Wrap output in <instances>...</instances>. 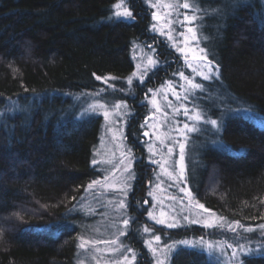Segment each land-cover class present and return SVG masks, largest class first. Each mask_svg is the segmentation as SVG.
Listing matches in <instances>:
<instances>
[{"label": "trees", "instance_id": "obj_1", "mask_svg": "<svg viewBox=\"0 0 264 264\" xmlns=\"http://www.w3.org/2000/svg\"><path fill=\"white\" fill-rule=\"evenodd\" d=\"M193 1L214 73L197 81L202 89L190 98L202 120L188 139L187 182L218 217L258 229L264 224V0ZM118 2L0 0V264H78L79 222L87 221L92 201L88 186L103 177L93 163L103 118L87 106L91 94L108 88L127 103L126 143L138 158L126 206L134 218L126 243L137 252L136 264H152L143 227L161 235L164 246H178L172 264H217L179 242L230 236L197 225L169 230L148 219L157 172L142 142L148 96L188 66L152 31L145 0H126L129 19H114ZM137 45L153 50L159 63L144 82L128 85ZM96 76L115 79L108 86ZM244 262L264 264V256Z\"/></svg>", "mask_w": 264, "mask_h": 264}, {"label": "rangeland", "instance_id": "obj_2", "mask_svg": "<svg viewBox=\"0 0 264 264\" xmlns=\"http://www.w3.org/2000/svg\"><path fill=\"white\" fill-rule=\"evenodd\" d=\"M145 2L153 10V13L160 17V19L152 17V31L161 36L176 50L180 48L186 50L188 68L184 77L194 83L199 80H205L198 72H193L192 68L189 67V63L195 66L202 64V62L192 60V53L187 51V49L198 51L199 48H203L201 44L203 38L200 35V19L189 25L184 22V16L193 15L191 9L163 7L164 4H183L185 0H145ZM187 2L197 7L199 6L198 1L187 0ZM153 4L161 6L152 7ZM195 14L199 16V11ZM122 18L129 19L127 17L114 16V19ZM153 25L156 26L155 29ZM188 27L196 29L199 36L198 41L191 40V33L187 31ZM181 33L184 35H181ZM169 35L171 39H169ZM185 37L189 38L187 44ZM179 53L185 58V53L181 51ZM148 57L156 61L154 66L147 64ZM133 58L136 65L134 73H137V75L134 77L130 76L132 77V84L136 81L144 82L149 72L159 63L154 51L145 48L143 45L135 47ZM203 70L208 71L207 69ZM141 73H143L142 80L140 78ZM213 73L212 64L209 76L213 75ZM110 80L108 79L107 82L103 80V83L110 86L112 84ZM127 84L129 85L128 79ZM195 90L198 89H190L187 81L179 75L176 81L164 84L160 89L150 92L148 96L150 116L146 122L142 142L144 147H146L149 161L157 166V172L154 175L149 192L152 200L149 212L153 214L155 219L149 217V212L148 219L155 225L169 230H176L190 225L201 226L209 230L214 228L223 229L225 232L230 233L228 239L212 241L203 237L190 241L191 244L189 245H181L198 249V251L205 253L217 264H236L237 259L242 261V264H245L244 259L246 257L264 256V240L260 239L264 236V230L258 228L252 232H247L245 229H241L237 223H228L215 213L211 211L205 212L200 209L196 206L198 201L191 192L189 181L187 182L188 158L192 149V147H189L188 139L196 134L197 131L188 132L185 130L184 134H181L180 129L184 128L185 124L196 128L202 120L200 119L197 122L190 119L191 116L198 112L193 105L194 102L190 99L192 92ZM178 96L179 99H177ZM90 98L91 102L87 106L88 113L100 115L103 118L101 141L95 154V164L102 170L103 177L98 180L99 184L89 188V197L92 199V201L89 199L90 208L88 213L90 215L87 217L86 222H79V226L82 229L78 246V264H116L117 261H122L125 255L130 259L133 254L136 255V260L133 264H136L137 252L126 243L127 234L131 230V224L134 219L129 216L128 212V214L126 213L127 198L133 190V168L138 160V158H134L132 148L126 143L125 128L130 110L124 100L115 97L111 88L104 92H98V94H91ZM153 99H155L156 106L152 103ZM97 104L107 106V109L112 113L109 119H105L103 115L104 109L97 107L95 111L92 110L90 106ZM116 104H122L124 107L115 110L113 106ZM185 109H187V115H185ZM181 143L185 145L182 178L180 177ZM169 149H171V152H169ZM126 167H128V171L124 170ZM130 175L132 178L128 179ZM125 181L128 185L125 189L127 195L122 191ZM186 191L192 194L191 204ZM120 201H124V208L119 207ZM125 219L129 221L127 227L123 223ZM158 219H162L165 222L162 224L157 223L156 220ZM193 220L198 222L191 223L190 221ZM209 221L213 222L212 227L205 226ZM169 223H175L176 227H168ZM232 229H235V231ZM151 231L144 232V227L142 228L141 233L143 237H147L146 241L153 240V236H157L156 233L152 235ZM158 236H160V241L156 242L153 240V247L157 248L159 253V250L165 246L162 244L164 243V238L159 234ZM112 240H117V243H106ZM82 242H86L83 248L80 247ZM228 245H232V247H228ZM240 246H244L245 251L241 252ZM177 247L175 245V249ZM113 248H119L120 250L119 252H113ZM146 248L149 251L147 245ZM175 249L170 254V259L166 261V264H172ZM234 251L238 253L237 257H233ZM151 256L152 264H155V258L152 253Z\"/></svg>", "mask_w": 264, "mask_h": 264}, {"label": "snow or ice", "instance_id": "obj_3", "mask_svg": "<svg viewBox=\"0 0 264 264\" xmlns=\"http://www.w3.org/2000/svg\"><path fill=\"white\" fill-rule=\"evenodd\" d=\"M161 5L159 4H153L152 7H160ZM113 7L115 8V12H114V16L116 17H127V18H133V13L128 9L127 5H126V0H119L118 3L114 4ZM163 7L165 8H176V7H183L185 9H191L193 11V15L189 16V15H185L184 16V22H186L187 24L191 25L193 24L196 20L200 19L199 16H197L195 13L200 11V9L194 5V4H190L187 2V0H185V2L183 4H164ZM153 18L154 19H160L159 16H157L156 13H153ZM155 25H153V28L155 29ZM187 31L189 33H191V40L193 41H198L199 40V36L198 33L196 31L195 28L193 27H188ZM181 35H184L183 33H181ZM169 39H171V36L169 35ZM188 37H185V42L187 44L188 41ZM178 51H181L182 53H185V60L186 63H188V58H187V54H186V50L184 48H180L178 49ZM187 51H190L192 53V60H199L202 62V64L200 65H193L192 63H189V67L192 68L193 72H198V74L200 76L203 77V79L208 80L210 78L209 76V72H211V65H212V61L208 59L207 57V53L206 50L204 48H199L198 51L193 50V49H187ZM147 64L149 66H154L156 64V61L154 59H152L151 57H148L147 59ZM139 68V66H138ZM203 69H207L208 71H204ZM218 71V69H217ZM137 73H133L132 77L136 76ZM181 77L184 78L187 81V84L189 86L190 89H202V85L198 84V83H194L192 80H189L187 77H184L183 73H180ZM132 77L128 78V83L129 85L132 84ZM140 78L141 80L143 79V73L140 74ZM97 80H101L104 79L105 82H107L108 79H115V77H101V76H96ZM177 99H179V96L177 97ZM153 105L156 106V102L155 99H153L152 101ZM92 108L93 111H95V109L97 107L104 109L103 115L105 117V119H109L112 115V113L107 109V106L104 104H97V105H92L90 106ZM115 110H119L120 108L124 107V105L122 104H116L113 106ZM187 109H185V115H187ZM190 119H192L193 121H199L201 119V116L199 114V112H197L194 116H191ZM209 123H211L213 126L216 125V121L215 120H211L209 121ZM185 130H187L188 132H194L197 131V129L193 126L190 127L188 124L184 125V128L180 129L181 134H184ZM145 135H147V133H145ZM184 148L185 145L183 143L180 144V177H183V173H184ZM151 150V149H150ZM169 152H171V149H169ZM93 163L95 164L96 161L94 160ZM130 167V164H129ZM125 171H128V167H126L124 169ZM131 175L128 177V179H131ZM99 181H93L92 184H89V188L93 187V185L95 184H99ZM109 187H111V185H109ZM128 187L126 181L124 183V188H122V191H124V194L127 195V191L125 190ZM182 191H185L184 189H181ZM186 195L189 197V203H192V194L191 192H187L186 191ZM196 206L199 207L200 209H203L205 212H208L209 210L206 209L204 207L203 204H199V202H196ZM119 207L124 208L125 204L124 201H120ZM163 215V214H162ZM149 217L155 219V217L153 216V214L151 212H149ZM185 219H187V217H185ZM157 223H164L165 221L162 219H158L156 220ZM191 223H197L198 221H190ZM125 227L128 226L129 221L127 219H125L123 221ZM238 224V222H237ZM168 227H176L175 223H169L167 225ZM206 227H212L213 226V222L209 221L205 224ZM240 227H243L242 225H240ZM260 229L264 230V224H261ZM233 231H235V229H232ZM151 231L149 228L145 227L144 228V232H149ZM245 231L247 232H252L254 231L253 228L249 227L246 228ZM123 234V233H121ZM153 240H155L156 242L160 241V236H153ZM153 240H147L145 243L149 249V251L152 253L153 257L155 258V264H166V261H168L170 259V254L173 252V250L175 249V244L173 245H165V247L163 249L158 250L157 248L153 247ZM86 242H82L80 244V247L83 248L85 246ZM106 243H110V244H116L117 240H112V241H107ZM180 244H184V245H189L191 244L190 241H180ZM228 247H232V245H228ZM119 248H113L112 251L113 252H119ZM240 251L243 252L245 251L244 246H240ZM233 257H237L238 253L237 252H233ZM136 260V255L133 254L131 256V258L129 259L128 256H124L122 261H117L116 264H133V262ZM236 264H242V261H240L239 259L236 260Z\"/></svg>", "mask_w": 264, "mask_h": 264}]
</instances>
